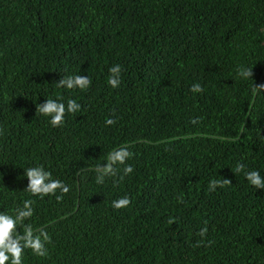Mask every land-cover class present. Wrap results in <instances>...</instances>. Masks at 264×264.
<instances>
[{
  "label": "trees",
  "instance_id": "obj_1",
  "mask_svg": "<svg viewBox=\"0 0 264 264\" xmlns=\"http://www.w3.org/2000/svg\"><path fill=\"white\" fill-rule=\"evenodd\" d=\"M206 16L232 24L214 41L201 39L197 56L184 62L185 74L156 77L162 59L147 45L160 33L195 39L191 32ZM116 64L123 67L122 83L113 89L107 78ZM251 66L255 78L238 75ZM66 75L89 76L92 86L57 87ZM195 83L203 93L190 90ZM255 83L264 84V0H0V208L11 214L34 200V215L25 223L52 237L48 258L27 250L23 264H159L130 248L145 253L150 240L136 239L130 247L120 242L133 218L109 227L122 218L109 198L125 195L135 215L143 199L152 200L147 212L158 220L148 228L151 234L189 222V235L201 240L196 233L205 221L216 229L221 247L209 246L206 237L181 252L176 264H264V189L232 171L243 163L245 171L264 176V92L254 94ZM48 98L74 99L82 109L53 127L37 113ZM158 101L159 109L150 107ZM166 104L177 114L165 113ZM108 117L118 122L108 126ZM197 117L200 122L192 124ZM193 138L207 149L186 173L180 171L184 160L171 151ZM125 145L135 154L127 161L134 171L122 181L117 176L115 184L108 182L112 177L97 184L96 166ZM40 165L70 187L62 202L24 191L25 170ZM174 176L183 189L166 188L162 180ZM224 178L232 184L209 191L211 180ZM170 200L173 224L165 220ZM97 217L100 226L91 224Z\"/></svg>",
  "mask_w": 264,
  "mask_h": 264
},
{
  "label": "clouds",
  "instance_id": "obj_2",
  "mask_svg": "<svg viewBox=\"0 0 264 264\" xmlns=\"http://www.w3.org/2000/svg\"><path fill=\"white\" fill-rule=\"evenodd\" d=\"M255 66L241 67L238 69V75L245 80L253 79ZM123 67L120 64L113 65L109 69L110 75L107 78V83L113 88H119L122 83ZM57 87L67 88L69 90L79 89L81 91L88 90L92 86V80L85 75H66L56 83ZM193 93H203L204 88L200 83H195L190 89ZM264 92V84H256L253 87V93L257 94ZM82 105L74 99H68L66 103L56 99L48 98L42 104L37 106V113L50 118V124L53 127H62L66 123L68 114H75L81 111ZM115 116V112H113ZM117 119L108 117L105 120L106 125L114 126ZM200 118H193L192 124H198ZM4 135V128L0 126V136ZM135 154L129 150L127 145L113 149L107 155V162L103 165H97L96 183L103 185L106 177L115 178L119 176L122 181L125 176H128L134 171V167L129 165L127 161ZM123 165L120 175L119 166ZM243 163H237L234 173L243 172L247 181L256 189H264V176H261L259 171H245ZM79 175V171L77 172ZM25 176L28 179L27 187L24 191L32 196H38L43 199L46 196H55L58 202H62L64 195L70 192V187L59 179H54L52 173L44 168L43 165L29 167L25 170ZM116 183V180H113ZM232 184L230 179L222 180L213 179L209 182V191H215L217 187L224 188ZM59 193V195H57ZM179 203H184L182 196H178ZM35 201L26 199L23 201L22 207H17L14 213L6 211L0 212V264H23L25 250H30L35 256L48 258L50 252L48 245L52 243V237L45 228H34L30 221L34 215L33 207ZM132 204L129 196L125 195L118 200L112 201V207L116 210L128 208ZM169 224L176 223V219L170 217ZM205 227L201 228L196 235L201 237V240L196 242V247H199L206 239L208 234L207 221L204 222ZM22 229V231H21ZM208 245L211 246L213 241L209 240Z\"/></svg>",
  "mask_w": 264,
  "mask_h": 264
},
{
  "label": "rangeland",
  "instance_id": "obj_3",
  "mask_svg": "<svg viewBox=\"0 0 264 264\" xmlns=\"http://www.w3.org/2000/svg\"><path fill=\"white\" fill-rule=\"evenodd\" d=\"M130 20L136 26V19L132 18ZM201 21L202 27L197 28L195 29V31L191 32L197 34V37L195 39L191 38L190 36L180 39L175 38L173 34L160 33L151 45H147L148 53L158 56V58L162 59L161 70L160 72H158L156 77H166L174 72H177L180 76L182 74H185L187 68L184 67V62L190 61L192 55L197 56L196 52L198 51V47L201 44V39L206 38L210 41H214L221 35V33L227 31L232 24L221 22L210 16L204 17L203 19H201ZM199 70L202 72L201 68L197 69V71ZM257 73V68H255L254 78ZM240 89L242 91H246L247 86H241ZM150 107H152L154 110L159 109L161 107V101L155 102ZM164 112L167 114H177V111L174 110L169 104H166V106L164 107ZM141 128L143 130L144 126H141ZM259 146L264 147V144L259 142ZM175 148L176 151H171L172 154L184 160L181 163L180 171L185 170L184 172L189 173L188 170H192L196 159L198 160V162L200 161L202 155L207 149V146L204 143L201 144L200 142H197V140L193 138L186 146L182 147L181 145H177ZM261 150V148H257L255 152ZM262 155L264 156V149ZM168 156V154H162L160 158H167ZM119 168L123 169V165L119 166ZM117 178L118 177L109 178L108 182L113 181ZM178 178H180V176H174L162 181H165L167 189H171L174 185L178 189H183L180 184L176 183ZM121 197L122 196H118L117 198H109L111 209L114 211H120L122 216L119 225L115 224L112 220L109 224V227L118 229L120 227V224L126 222L129 218H133L134 225L131 227H126L124 230L120 231L119 240L120 242L121 240L125 241L128 247H130L128 244L132 243L136 239L146 238L150 240L152 242V247L150 249H147L145 253L139 252L138 250L130 247L135 253L140 254L148 261L151 262V260H155L159 264H176L175 261L178 260V256L180 255V253L186 249L193 247L194 245H196V242L200 240L194 239L191 235H189L188 232L192 227V223L189 222H185L183 226H180L176 231L173 229V227H169L168 229H165L166 231L164 232V228L161 227L159 228V230H155L154 233L151 234L148 231V228L152 227L158 220L157 216L149 214L147 212L148 208L153 206L152 200L147 202L143 199L139 207L140 213L139 215H135L129 207L120 210H116L112 207V201L118 200ZM169 199H171V197H169ZM172 205L173 201L170 200L165 220L170 218L169 212ZM101 220V218L97 217L96 221L92 222L91 224L100 226ZM203 227H205V225L201 226V228ZM207 227L209 229L207 238L211 239L213 243L221 247L220 241L214 240L216 229L211 225H207ZM179 230H181L180 234L176 237H173V235Z\"/></svg>",
  "mask_w": 264,
  "mask_h": 264
}]
</instances>
